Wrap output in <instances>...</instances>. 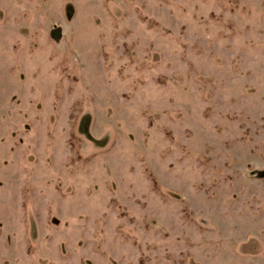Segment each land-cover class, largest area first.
I'll return each mask as SVG.
<instances>
[{
	"label": "rangeland",
	"instance_id": "rangeland-1",
	"mask_svg": "<svg viewBox=\"0 0 264 264\" xmlns=\"http://www.w3.org/2000/svg\"><path fill=\"white\" fill-rule=\"evenodd\" d=\"M0 264H264V0H0Z\"/></svg>",
	"mask_w": 264,
	"mask_h": 264
},
{
	"label": "water",
	"instance_id": "water-1",
	"mask_svg": "<svg viewBox=\"0 0 264 264\" xmlns=\"http://www.w3.org/2000/svg\"><path fill=\"white\" fill-rule=\"evenodd\" d=\"M52 36H53L56 40H60L61 37H62V34H61V32H60L59 30H54V31L52 32Z\"/></svg>",
	"mask_w": 264,
	"mask_h": 264
}]
</instances>
